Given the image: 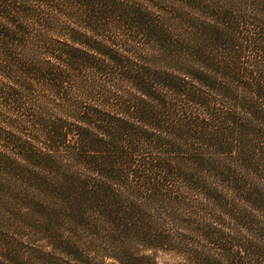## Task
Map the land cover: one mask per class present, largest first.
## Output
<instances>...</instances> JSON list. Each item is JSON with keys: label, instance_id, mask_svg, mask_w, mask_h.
Returning <instances> with one entry per match:
<instances>
[{"label": "trees", "instance_id": "trees-1", "mask_svg": "<svg viewBox=\"0 0 264 264\" xmlns=\"http://www.w3.org/2000/svg\"><path fill=\"white\" fill-rule=\"evenodd\" d=\"M0 264H264V0H0Z\"/></svg>", "mask_w": 264, "mask_h": 264}]
</instances>
